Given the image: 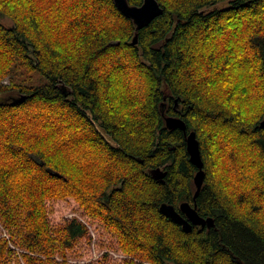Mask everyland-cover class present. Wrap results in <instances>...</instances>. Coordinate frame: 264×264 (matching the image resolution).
<instances>
[{
	"label": "trees",
	"instance_id": "1",
	"mask_svg": "<svg viewBox=\"0 0 264 264\" xmlns=\"http://www.w3.org/2000/svg\"><path fill=\"white\" fill-rule=\"evenodd\" d=\"M157 1L137 33L114 0H0V264H264V0ZM171 116L210 229L160 212L196 192Z\"/></svg>",
	"mask_w": 264,
	"mask_h": 264
},
{
	"label": "water",
	"instance_id": "2",
	"mask_svg": "<svg viewBox=\"0 0 264 264\" xmlns=\"http://www.w3.org/2000/svg\"><path fill=\"white\" fill-rule=\"evenodd\" d=\"M119 11L128 19L132 20L136 26V32L148 27L156 18L163 15L164 10L157 0H144L141 6H131L128 0H114ZM138 35L135 37L134 44L137 43ZM166 100V99H165ZM166 104L162 105V114L165 113ZM166 127L169 130L180 129L184 132L187 142V151L190 155L191 163L197 167L198 171L194 176V185L196 192L194 194L193 205L190 202H184L179 206V210L175 206L163 203L160 212L171 219L174 223L182 227L185 232H192L194 227L212 228L214 220L212 218H204L197 211V198L199 197L205 181L204 162L201 157V150L197 135L195 132H187L185 122L178 117L165 118ZM52 174L62 178L59 173L51 171ZM158 180L163 179L164 174L161 171L154 174Z\"/></svg>",
	"mask_w": 264,
	"mask_h": 264
},
{
	"label": "rangeland",
	"instance_id": "3",
	"mask_svg": "<svg viewBox=\"0 0 264 264\" xmlns=\"http://www.w3.org/2000/svg\"><path fill=\"white\" fill-rule=\"evenodd\" d=\"M228 5H229L228 3H223L220 6L227 7ZM19 74H20V76L18 75L17 81L20 82L22 85H26L29 87H40V86H44V85L49 84V80L47 78L41 76L38 73H33L31 75H27V74H25V72L22 69H20ZM62 202L63 201H58V202L53 203V208L55 206L59 207V211L57 213L55 212V216H54L56 222H59L62 215L66 214L68 212L67 209H64L68 205L64 206L61 204ZM69 202L72 204V206L77 207V204L74 201H69ZM93 226H94V228H92V229L94 230V232L96 233L97 238H98V245L96 247L97 257L104 252H111V253L115 254V256L118 255L119 250L117 248V244L111 238V236L109 234H107L101 226L99 227L96 224H94ZM84 248L85 247H83V249ZM80 252L83 253V255L78 260L88 261V260H94V258H95L92 250H90L89 248H86L84 250V252H82V251H80Z\"/></svg>",
	"mask_w": 264,
	"mask_h": 264
},
{
	"label": "bare ground",
	"instance_id": "4",
	"mask_svg": "<svg viewBox=\"0 0 264 264\" xmlns=\"http://www.w3.org/2000/svg\"><path fill=\"white\" fill-rule=\"evenodd\" d=\"M52 9V8H51ZM61 9H63V8H61ZM65 9V8H64ZM58 12V11H57ZM48 13V12H47ZM57 14V13H56ZM54 16H55V14H54ZM49 18V17H48ZM51 18H54V17H51ZM46 20V19H45ZM157 20V19H156ZM47 21V20H46ZM149 27V26H148ZM157 41H158V39H157ZM169 43V42H168ZM169 81V80H168ZM167 81V82H168ZM170 83V82H169ZM181 94V93H180ZM256 148V147H255ZM254 149V148H253ZM221 151V150H220ZM259 151V150H258ZM222 154V153H221ZM259 154V153H258ZM257 155V154H256ZM247 159V158H246ZM215 162V161H214ZM254 162V161H253ZM218 166V165H217ZM220 166V165H219ZM237 182V181H236ZM244 186V185H243ZM252 188V187H251ZM233 191V190H232ZM247 192V191H246ZM238 194V193H237ZM243 194V193H242ZM226 196H228V195H226ZM241 196V195H240ZM254 196V195H253ZM228 198V197H227ZM235 198V197H234ZM225 199V198H224ZM226 200V199H225ZM259 209V208H258ZM251 211V210H250ZM247 215V214H246ZM247 217V216H246ZM212 252V251H211ZM172 257V256H171ZM124 260V259H123ZM223 262V261H222ZM185 263V262H184Z\"/></svg>",
	"mask_w": 264,
	"mask_h": 264
}]
</instances>
